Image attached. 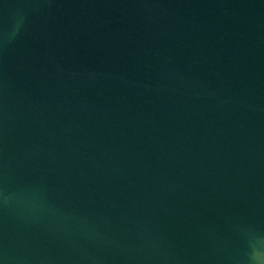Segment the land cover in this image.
Here are the masks:
<instances>
[{"label":"water","instance_id":"obj_1","mask_svg":"<svg viewBox=\"0 0 264 264\" xmlns=\"http://www.w3.org/2000/svg\"><path fill=\"white\" fill-rule=\"evenodd\" d=\"M2 264H264V0H0Z\"/></svg>","mask_w":264,"mask_h":264},{"label":"clouds","instance_id":"obj_2","mask_svg":"<svg viewBox=\"0 0 264 264\" xmlns=\"http://www.w3.org/2000/svg\"><path fill=\"white\" fill-rule=\"evenodd\" d=\"M0 264H2V262H0Z\"/></svg>","mask_w":264,"mask_h":264}]
</instances>
